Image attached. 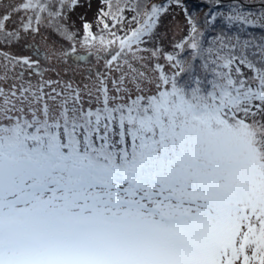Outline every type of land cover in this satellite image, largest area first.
Masks as SVG:
<instances>
[{"label":"snow or ice","instance_id":"6c2138e0","mask_svg":"<svg viewBox=\"0 0 264 264\" xmlns=\"http://www.w3.org/2000/svg\"><path fill=\"white\" fill-rule=\"evenodd\" d=\"M82 6L9 4L0 40L38 33L46 13L72 42L61 56L84 60L61 23ZM167 11L102 0L99 32L81 16L80 47L110 57L93 88L44 80L39 60L0 52V264H264V37L206 42L189 15L172 51L143 47ZM218 17L264 29V11L242 5L205 24ZM17 66L41 79L10 77Z\"/></svg>","mask_w":264,"mask_h":264},{"label":"rangeland","instance_id":"374dc122","mask_svg":"<svg viewBox=\"0 0 264 264\" xmlns=\"http://www.w3.org/2000/svg\"><path fill=\"white\" fill-rule=\"evenodd\" d=\"M20 0H0V11L7 8L9 4L19 3ZM47 2V0H46ZM89 2L91 6H89ZM168 4V11L161 16L160 25L154 37L149 40L143 47L148 49L161 48L164 52L173 50L174 45L188 35L189 25L187 17L192 16L199 24L200 29L205 34V41L210 42L213 37L221 32L226 35L239 34L242 39L254 40L259 43L261 37H264V29L259 26L247 25L241 26L239 23L229 26L223 17H218L217 21L206 26L205 19H210V14L215 12L227 13L231 9L243 6V10L259 15L264 11V0H181V5L178 6L175 0H166ZM57 0H51V4L55 6ZM102 0H82V7L76 8L74 11L67 13V19L61 23H67L73 31L77 33L76 48L80 56H85L86 59L78 60L75 54L70 56H61V53L67 52L72 42L64 39L53 25L47 23L48 17L45 13V21L40 27V31L36 32H22L18 40H13L11 43H6L0 40V52L8 53L11 56H28L33 60H39L40 66L43 69L44 80H59L62 83L71 81L74 85L87 84L89 88L97 82V73L108 74V69L105 67L106 59L110 58L106 54L101 53L99 56L93 50L89 54L87 49L80 47L79 39L83 36L82 20L83 16L87 21L93 23V31L99 32L102 25L95 23L98 7ZM150 5L152 3L164 4L162 0H147ZM185 8L189 11L188 15ZM215 12H212L214 11ZM206 14H208L206 16ZM126 15L131 17L132 13L127 12ZM23 13L14 15L12 20L7 24L9 30L18 29L21 23ZM135 24L129 25L125 22V27H135ZM232 28V29H231ZM213 34V35H212ZM254 51V49H252ZM40 54L37 55L36 53ZM49 58H46V55ZM148 55V53H145ZM3 57L0 56V72L3 71L2 65L5 63ZM151 61L149 64V71L151 68ZM160 63H165L164 59H160ZM23 72L24 80H31L36 84L41 75L34 68L21 69L17 66L14 71L8 74L10 77ZM119 74L112 72L111 76L116 77ZM9 83H12L9 80ZM59 87V85H57ZM111 88V82L109 81Z\"/></svg>","mask_w":264,"mask_h":264},{"label":"trees","instance_id":"16d2710c","mask_svg":"<svg viewBox=\"0 0 264 264\" xmlns=\"http://www.w3.org/2000/svg\"><path fill=\"white\" fill-rule=\"evenodd\" d=\"M162 2L164 3V4H166L167 2H166V0H162ZM212 12H215V10L214 11H212ZM188 13H189V11L187 10V15H188ZM191 16H194V14L193 15H191ZM208 19V18H207ZM207 26V25H206ZM208 27V26H207ZM232 29V28H231ZM213 35V34H212Z\"/></svg>","mask_w":264,"mask_h":264}]
</instances>
